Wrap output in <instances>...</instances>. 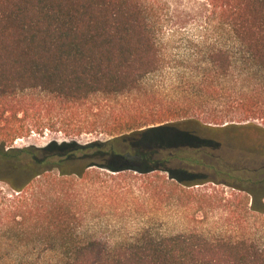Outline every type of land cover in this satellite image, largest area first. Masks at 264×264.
<instances>
[{"label":"trees","instance_id":"obj_1","mask_svg":"<svg viewBox=\"0 0 264 264\" xmlns=\"http://www.w3.org/2000/svg\"><path fill=\"white\" fill-rule=\"evenodd\" d=\"M201 1L206 37L185 40L177 47L185 45V57H173L164 0H0V264H264V248L244 238L166 233L152 218L123 230V220L140 215H111L116 229L105 233L93 223L98 186L157 177L169 189L157 199L171 200L202 178L167 167L189 137L197 148L209 141L192 126H240L223 112L191 117L194 100L160 101L168 72L182 97L178 87H191L201 102L220 88L234 95L220 100L222 109L263 120L244 128L264 135L254 103L264 89V0ZM30 114H46L48 123L28 125ZM46 128L71 139L14 147ZM83 135L110 139L76 140ZM164 151L170 158L159 160ZM253 208L264 212L261 203Z\"/></svg>","mask_w":264,"mask_h":264},{"label":"rangeland","instance_id":"obj_2","mask_svg":"<svg viewBox=\"0 0 264 264\" xmlns=\"http://www.w3.org/2000/svg\"><path fill=\"white\" fill-rule=\"evenodd\" d=\"M164 1L165 3L160 4V8H163L166 15V20L162 21L163 31L167 39H175L177 43L171 46L172 56L185 57V45L181 50L177 49L178 45L188 39L199 42L206 37L208 23L205 21V16L208 12L204 1ZM176 77V73L171 71L165 76L167 80L161 81L159 84L161 93L158 96L160 101L168 103L177 99H186L191 102L194 100L195 106L187 108L190 109L188 115L191 117H200L206 121L207 118L221 117L223 112L226 115L230 114L227 116V121L233 120V124L240 126H233L238 129L212 128L221 130L217 132L203 130L199 125L192 126L195 130L201 129L202 134L199 136L209 141L205 142L201 148H197V145L192 144L197 143L194 136L189 137L187 141L192 143H182L179 147L185 145V150L179 151L177 156L179 158H172L167 167L177 166L191 176L202 178L192 183L190 187L180 185L171 200L157 199L156 196L161 194V191L169 193L167 185L157 177L148 182L149 184L144 180L132 181L133 187L125 183L116 189L112 186H98L97 199L92 207L93 215H100L93 220L94 225H97L95 227L99 228L101 233H105L107 228L114 229L112 227L114 224L109 219L111 215H140L138 220L130 217L123 220L127 223L123 230L128 229L132 232L138 222L144 223L152 218L157 229L166 233L193 230L211 236L225 235L248 239L264 248V212H258L253 208L255 202L264 205V135L253 128H244L249 125L263 127V120L245 121L246 115L243 112L237 109L230 111L222 109L220 100L226 99V96L232 99L234 95L223 93L221 88L215 96H208L210 99L206 102H201L203 98H192L191 94L194 91L191 87L190 90L187 87H178L186 98L177 95L173 88ZM254 103L264 114V89L257 94ZM213 111L218 112L216 116L210 115ZM47 118L49 116L46 114H38L37 117L31 118L30 114L27 123L43 125L48 123ZM67 135L58 128L56 131L46 128L42 133L33 129L32 132L28 131L25 137L17 139L14 147L45 148L52 142L61 143L71 139ZM107 139L110 137L104 135H83L76 138L80 143ZM170 154V151L162 152L158 155L159 160L170 158ZM102 171L106 173L107 170ZM163 175L167 173L164 172ZM113 191H116L115 195L112 194ZM185 215H191L192 220H185Z\"/></svg>","mask_w":264,"mask_h":264},{"label":"water","instance_id":"obj_3","mask_svg":"<svg viewBox=\"0 0 264 264\" xmlns=\"http://www.w3.org/2000/svg\"><path fill=\"white\" fill-rule=\"evenodd\" d=\"M227 126V125H226Z\"/></svg>","mask_w":264,"mask_h":264}]
</instances>
